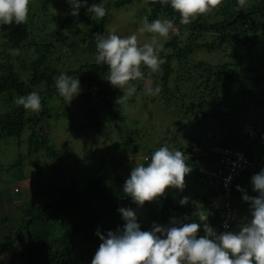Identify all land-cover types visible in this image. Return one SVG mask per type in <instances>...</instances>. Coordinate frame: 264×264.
I'll return each instance as SVG.
<instances>
[{
    "label": "trees",
    "instance_id": "obj_1",
    "mask_svg": "<svg viewBox=\"0 0 264 264\" xmlns=\"http://www.w3.org/2000/svg\"><path fill=\"white\" fill-rule=\"evenodd\" d=\"M132 3L145 5L144 13L148 15L149 22L156 19L173 20L180 33L188 31L190 34V42L185 47H181L177 39L164 45L165 49L170 51L167 54L161 53V57L165 59L161 66L162 71L150 73L147 69L142 70L145 72V78L156 79L153 87H161L160 94L155 98L160 97L171 103L170 106L176 111L183 109L177 108L178 104L174 103L176 99L181 106L196 105V122L190 120L188 124L183 125L167 146L173 148L176 136L186 131L183 138L190 149L185 151L180 144L174 149L184 151L193 169L185 179L193 176L198 184L209 192L208 196L202 194L197 203L196 197L200 194L192 190L194 196L189 198L187 205L181 206L179 201L188 196H178L180 191L169 189L163 197L139 207L123 192V185L130 173L125 178L116 176L109 185H105L101 176L96 174L87 181L83 190H79L76 181L72 179L61 194L62 203L35 205L22 211L18 228L23 229L25 234V251L20 257L21 263L17 262L19 257L13 256L7 262L0 260V264H91L101 243L95 235L96 231L106 234L108 231L122 228L124 221L118 211L121 208L133 211L142 209L141 213L147 214L151 226L153 223L167 225L173 218L195 222L196 203L206 204L208 200L211 206V209L207 210L210 214L209 224L217 234L221 233L222 211L218 196L202 185L197 172L198 168L210 167L216 162V157L209 152L213 147L241 151L252 163V168L241 173L231 189L230 204L235 210L232 231H238L250 218L249 205L242 203L243 193L237 188L248 194L252 191V177L264 169V139L260 140L259 136L251 138L244 133L245 129L250 128L258 132V135L264 134V91L255 93L246 86L250 84L257 87L264 83V80L251 76L252 68L244 62L247 55L241 56V53L249 43L254 42L257 50H262L264 54V0H245L243 5H239L238 0H220V4L212 12L197 18L189 25H181L179 14L163 0H116L112 8H122ZM88 5L91 6L89 3ZM43 6V9L46 8L47 3ZM80 13H86V9L81 8ZM107 14L101 19L85 20L92 28L89 39L83 37L80 43L87 50L92 62L76 71H68L66 75L79 79L80 95L84 100L92 102L100 97L110 106L113 90L107 81V66L95 62V36L103 35ZM39 19V15L29 14L26 24L4 26L0 30V101H4L3 106L8 110L0 114V140L3 137L19 138L26 129L35 130L39 127V132L33 131L28 138L30 156L39 153V149L52 150L48 147L49 136L41 133L43 127L39 123L42 119L49 120L51 117L46 107L47 100L57 94L55 78L61 75L58 68L51 66L58 50L55 42L71 40L65 37V29L61 24L54 32H50L46 26L36 27V20ZM6 28H10V31L6 32ZM210 34L213 35L212 41H200ZM229 41L234 44V63L213 66L205 62L193 65L188 62V57L190 58L195 50L214 53L222 50ZM74 46L70 44L68 49ZM259 56L256 63L264 61V56ZM173 61H177L181 69L175 78L174 89L171 90L168 83L174 73ZM157 80L161 84H158ZM86 85L92 91L85 90ZM180 86L189 88L181 93ZM40 87H44L46 92L41 99L42 111L39 117L30 116L22 106L13 110L12 102L16 98ZM149 101L152 102L153 99L150 98ZM208 122L211 124L208 125ZM202 128L210 131L208 136L200 134ZM123 145L129 151V145L126 142ZM52 156L55 158L57 154L53 151ZM18 159L20 161L12 168L22 165L24 159L21 156ZM141 230L146 231L142 228ZM150 230L151 228L148 231ZM198 235H204L202 229ZM10 236L7 237L8 244Z\"/></svg>",
    "mask_w": 264,
    "mask_h": 264
},
{
    "label": "rangeland",
    "instance_id": "obj_2",
    "mask_svg": "<svg viewBox=\"0 0 264 264\" xmlns=\"http://www.w3.org/2000/svg\"><path fill=\"white\" fill-rule=\"evenodd\" d=\"M115 1L105 0L108 14L103 34L115 31V34L126 37L137 33L144 18H148V15L144 13L145 5L132 3L122 8L113 9L112 5ZM99 2L100 0H88L90 5ZM45 3H47V7L43 9ZM49 6L55 9V12ZM70 11L67 0H30L29 4V14L40 16V19L36 20V27L46 26L50 32H54L56 27L61 24L65 29L63 30L65 37L71 39L55 42L58 50L51 66L58 68L61 74L76 71L92 62L87 50L80 43L83 37L89 39L92 27L86 24L85 20L92 19L86 13H79L78 17H73L70 15ZM45 15L47 17H44ZM7 31H10V28H6ZM148 35L139 37L138 34L140 43L145 42ZM189 35L188 31L179 32L178 35L170 36L163 43L165 45L167 42L177 39L179 45L185 47L190 42ZM212 38L213 35L210 34L204 36L200 41L210 42ZM253 43L248 44L241 56L247 55L244 62L252 68L251 76L264 80V72L262 73L264 61L260 60L256 63V58L260 57L259 55L264 56V54L262 50H257ZM70 44L75 46L68 49ZM233 48L234 44L229 41L222 50L214 53L195 50L190 58L188 57V62L192 65L205 62L213 66L234 63ZM172 67L174 73L168 83L171 90L174 89L175 78L181 69L177 61L172 62ZM18 70L20 71V69ZM155 80L150 77L143 81L130 82L135 86L136 92L120 103L117 101L123 96V92L112 86L113 95L110 106L105 104L104 98L98 97L92 102H88L80 94L69 105L64 102L58 92L48 98L46 107L51 117L49 120L42 119L39 125L43 127L41 133L49 136L48 147L52 149L51 151L39 149V153L35 155L28 154V138L33 131L39 132V127L35 130L26 129L19 138L3 137L0 140V260L2 262H7L15 256L19 257L17 262L21 263L20 257L25 251V234L23 229L18 228L22 211L35 205L62 203L61 194L72 179L76 181L77 188L83 190L87 181L96 174L101 176L105 185L112 183L118 175L125 178L134 166L146 163L144 157H150L159 147L169 145L174 139V134L183 125L188 124L190 120L193 123L196 122L198 111L196 105L181 106L178 103L179 100L176 99L174 103L178 104L177 108H183L182 111H176L170 106L171 103L164 99L144 95L145 84L150 83L153 86ZM157 83L161 84L158 80ZM263 84L261 83L257 87L249 84L246 87L259 93L264 91ZM180 88L183 93L189 87L180 86ZM85 90L90 91L91 88L86 85ZM33 91L38 92L42 99L46 89L40 87L34 88ZM150 98L153 99L152 102L149 101ZM3 103L4 101H0V114L8 111ZM12 103L13 110L21 107L15 101ZM41 111L38 113L28 112V114L39 117ZM209 124L211 122H208ZM213 131L215 132L214 129ZM185 133L186 131L180 132L176 136V144L172 145L173 149L178 144L185 151L190 149L183 138ZM209 133L210 131L203 128L200 131V134L205 136H208ZM124 142L129 145V151L124 147ZM53 151L57 154L55 158L52 156ZM20 156L24 159L22 165L12 168L20 161L18 159ZM192 190L200 194L196 197L197 203L200 200L199 197L202 198V194L205 196L209 194L193 176L185 179L184 190L177 194L178 196L185 194L189 199L192 195L194 196ZM248 195L257 196L258 194L250 191ZM208 198L210 199V197ZM197 203L195 205L197 209L201 206L205 210L211 209L208 200L205 202L206 204ZM140 210H134V212L141 228L148 231L151 228L150 220L147 214L141 213ZM9 235H11L10 244H8L7 238Z\"/></svg>",
    "mask_w": 264,
    "mask_h": 264
},
{
    "label": "clouds",
    "instance_id": "obj_3",
    "mask_svg": "<svg viewBox=\"0 0 264 264\" xmlns=\"http://www.w3.org/2000/svg\"><path fill=\"white\" fill-rule=\"evenodd\" d=\"M179 14V23L189 25L197 18L212 12L220 0H163ZM70 15L78 17L81 8L91 19H101L108 9L105 0L88 5V0H67ZM243 5L245 0H238ZM30 0H0V30L4 26L26 24ZM54 12L51 6H49ZM175 19V17L173 18ZM2 32V31H0ZM149 34L145 42L139 37ZM137 33L121 37L115 31L97 34L95 62L107 66V81L123 92L118 103L132 96L136 88L130 82L143 80L147 69L150 73L162 71L167 54L164 41L178 35L173 20L156 19L149 22L145 17ZM55 88L59 96L69 105L80 94V81L66 74L55 78ZM144 95L158 96L159 85L146 83ZM15 103L26 112L38 113L42 103L40 94L33 91L16 98ZM146 163L137 164L123 185V192L139 207L163 197L166 190L183 191L185 177L193 169L184 151L161 146ZM252 191L257 196H249L244 190L242 201L249 205V219L238 231H224L219 234L209 224V212L202 206L194 212L195 222L171 219L167 225L153 223L150 231H142L136 213L132 209L121 208L119 213L124 221L122 228L95 235L101 241L91 264H264V169L251 179ZM217 195V194H216ZM218 196V195H217ZM219 201V197H218ZM189 203L183 197L179 204ZM235 212V210H234ZM240 223V221H239ZM203 230L204 235L198 233Z\"/></svg>",
    "mask_w": 264,
    "mask_h": 264
},
{
    "label": "built area",
    "instance_id": "obj_4",
    "mask_svg": "<svg viewBox=\"0 0 264 264\" xmlns=\"http://www.w3.org/2000/svg\"><path fill=\"white\" fill-rule=\"evenodd\" d=\"M244 133L251 138L259 136L260 140L264 139V134L258 135V132L250 128L245 129ZM209 152L216 157V162L210 167L198 168L197 172L202 185L219 197V207L222 211L221 231H232L235 216L230 204L231 189L240 174L251 169L253 165L241 151L213 147Z\"/></svg>",
    "mask_w": 264,
    "mask_h": 264
}]
</instances>
